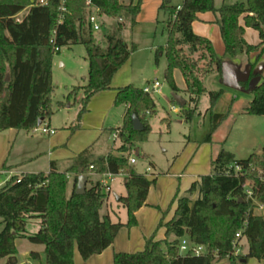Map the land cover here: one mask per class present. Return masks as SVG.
Masks as SVG:
<instances>
[{
  "label": "trees",
  "instance_id": "16d2710c",
  "mask_svg": "<svg viewBox=\"0 0 264 264\" xmlns=\"http://www.w3.org/2000/svg\"><path fill=\"white\" fill-rule=\"evenodd\" d=\"M99 9L100 18L116 20L104 36L105 46L96 42L89 16L87 0H66V11L62 12L61 0H48L41 5L33 0H0V132L9 129L33 130L40 120H49L52 110V70L54 55L63 47L83 45L89 62V79L84 87H75L67 96L69 101L84 90L80 101L79 120L87 112L91 99L98 93L111 89L114 75L136 51L135 46L123 38L128 25L134 26L141 10V2L123 6L119 0H91ZM27 10L22 22L16 17ZM161 10L169 13L166 23L168 43L156 51V64L166 55L168 60L166 79L174 93L180 90L175 84L174 71H181L189 96V104L181 112L185 121L191 122L197 113L201 98L210 99L211 129L206 142L225 119L215 111L224 91L208 92L204 78L219 75L224 80L222 60L215 53L212 42L193 31L198 14L212 12L221 30L226 45V55L236 58L240 54H251L264 50V0H248L234 5L215 7V0H184L179 7L170 6L164 0ZM128 23H125V18ZM243 20L244 24H241ZM61 21V22H60ZM102 22V27L104 28ZM128 24V25H127ZM127 25V26H126ZM247 28L259 32L260 43L250 45L245 41ZM106 30V29H105ZM189 48L187 54L184 47ZM198 55V58H193ZM207 65L201 66V62ZM252 73L238 87L253 94V100L243 109L246 115L264 116V79L251 86L257 78ZM175 104L178 105L173 98ZM195 105L190 108L189 105ZM116 106H127L121 128L108 129L107 137L119 131L123 143L120 152H128L127 145L146 142L152 131L150 117L156 114V104L141 88L130 85L119 89ZM136 114L144 129H133L131 117ZM149 114V116H147ZM91 167H93L91 169ZM239 167L241 170L236 171ZM127 196L120 203L127 209L128 221H112L109 215L100 212L106 202V187L100 182H91L85 194L77 195L79 178L90 173L103 175L123 174ZM264 172V149L262 155L253 154L247 159H236L233 153L221 149L212 160V171L195 182L186 196L178 199L177 209L171 221L162 224L166 239L147 240L143 252L135 254L117 253L114 264H216L228 258L230 264H241L250 258L264 261V214H256V205L247 200L243 190L246 181L254 182L256 200L264 206V183L260 174ZM69 176L74 177L71 195L67 196ZM155 179L150 180L137 172L124 157L110 152L107 156L95 157L89 148L67 163L61 170L53 161L48 173L13 176L0 188V264H18L16 241L27 239L30 243L44 245L46 264H75V250L84 259L101 254L109 248L122 227L137 225L136 213L145 205L147 195ZM198 195L193 201L192 196ZM33 219L41 220L36 234L27 232ZM246 224V225H245ZM242 230L248 243L246 255L234 256L236 234ZM175 240L168 241L170 237ZM188 237L195 245H204L207 253L201 256L182 255L180 239ZM34 259H39L32 252Z\"/></svg>",
  "mask_w": 264,
  "mask_h": 264
},
{
  "label": "rangeland",
  "instance_id": "374dc122",
  "mask_svg": "<svg viewBox=\"0 0 264 264\" xmlns=\"http://www.w3.org/2000/svg\"><path fill=\"white\" fill-rule=\"evenodd\" d=\"M38 2L39 0H33ZM164 0H134L136 4L141 2L144 14L136 21L134 26L126 25L123 35L125 41L129 46H135L136 51L132 54L131 59L126 62L113 77L111 87L119 86V89H124L130 85L137 88H142L146 85H151L156 81L162 84L160 92L152 93L151 96L156 104V114L150 117V125L152 128L146 142H136L132 145H127L128 152H120L123 146L120 138L116 141L112 139V135L108 137V148L115 156L124 157L128 160L136 158L137 164L133 167L140 173L145 174L146 169L150 168L151 172L157 175V181L153 185L149 198L148 206L142 212V217L146 221L151 222V218L158 213L159 221L154 224L153 234L151 238L163 239L165 237L164 227L170 221L176 208L177 198L186 195L188 189L198 177L207 176L212 171V160L216 157L218 151L222 148L228 152L236 155L237 159H247L253 154L262 155L264 149V116L243 115L241 112L243 108L252 100L253 94L249 91L235 92L223 89L220 85L219 79L210 77L204 82L208 91H224L220 102L217 104L215 111L225 115L224 121L212 136L210 143L206 142V138L211 129V114L204 116L205 111L210 108V99L208 95H204L199 103L197 113L191 122H186L182 114V108L173 101V90L170 82L166 79V70L168 60L166 55L159 59V64H156V51L159 48H164L168 43V31L166 23L169 19V13L165 10L159 9ZM123 6H130V0H119ZM248 0H215V7L221 8L224 4L234 5L236 3L247 4ZM183 0H170V6L179 7ZM27 14V10L16 17L17 20L23 19ZM209 25L212 32L218 36V42H215V53L217 57L223 60L226 55V45L221 35L219 25L214 20V13L210 14ZM128 23V18L124 19ZM104 23V28L95 32L96 42H101L105 46L104 36L107 29L115 25L116 20L103 17L99 19V24ZM106 29V30H105ZM185 52L189 53V48L184 47ZM193 58L197 59L198 55ZM248 60L252 61L251 66L254 68L257 64H264V50L253 52L247 56ZM53 63H55L54 75H52L53 96H52V116L53 126L61 129L64 121L71 119L74 124L71 132L75 135L73 144L78 140L79 136H83L80 127L79 114L80 105L76 103L69 109L61 107L60 102L65 99L64 95L67 93L65 86H70L74 80L71 75H79V78L88 76V60L86 49L83 45H75L71 47H63L58 53L54 55ZM65 67L62 68L61 66ZM201 66L207 65L204 61ZM53 73V70H52ZM261 80L264 77L260 76ZM78 78V77H77ZM79 79V80H80ZM174 80L178 89L184 86V77L180 71H174ZM67 95V94H66ZM68 96V95H67ZM84 93L80 94L79 101L83 98ZM76 97H72L69 101L75 102ZM188 104L190 101L187 95ZM195 105H189L193 108ZM178 109V110H176ZM118 111L110 114L108 120V127L120 125L121 119L117 116ZM203 112V114L201 113ZM202 114V115H201ZM201 115V116H200ZM149 116V114H147ZM83 117V116H82ZM82 119V118H81ZM48 122V120H47ZM79 129V131L77 130ZM24 130L22 135L29 136L34 142H48L50 136L42 133L32 134L31 130L26 132ZM59 135L63 130H56ZM90 132V133H87ZM92 130H86L85 134H91ZM116 132V131H115ZM120 133V132H119ZM15 133L10 130L0 132V173L4 171L5 167L18 166V169H25L26 163L23 162L22 153L18 151L17 145L14 147ZM63 134V133H62ZM33 138V139H32ZM28 142V140H27ZM67 151L72 150L71 147L63 149ZM261 151V153H259ZM217 152V153H216ZM259 153V154H258ZM68 159L60 162L61 166H67ZM46 163L48 165L47 157L41 159L37 165L43 167ZM20 167V168H19ZM29 167V166H28ZM24 171V170H23ZM114 178L111 182L112 192L111 201L116 205L114 193L121 192L123 196H127L125 187V171ZM94 173H90L89 176ZM197 177V178H196ZM5 179V176L0 175V182ZM2 187V186H0ZM90 187V186H89ZM198 197L197 194L192 196L193 199ZM119 204V205H118ZM117 206H107L105 213L112 215L113 221L118 222L119 219L125 221L128 217L127 209L121 203ZM115 209L116 212L112 209ZM103 209V208H102ZM104 209L102 211V215ZM261 214L260 211L257 212ZM137 216V222H139ZM1 221V219H0ZM128 221V219H127ZM38 223V222H37ZM127 223V222H126ZM40 226L35 222L29 223L28 232L35 233L37 227ZM2 228H0V232ZM150 238V239H151ZM187 240L188 237H185ZM241 243V242H240ZM244 245L243 253H248V243L246 240L242 241ZM34 244L29 241L19 242L20 259L22 261L29 260L30 251ZM36 245V244H35ZM39 247V245H38ZM77 250H75L76 252ZM4 261H1V264ZM216 264H230L228 258ZM241 264H259L255 258H250L247 262ZM264 264V263H262Z\"/></svg>",
  "mask_w": 264,
  "mask_h": 264
},
{
  "label": "crops",
  "instance_id": "0c3cea01",
  "mask_svg": "<svg viewBox=\"0 0 264 264\" xmlns=\"http://www.w3.org/2000/svg\"><path fill=\"white\" fill-rule=\"evenodd\" d=\"M130 1L133 5L136 4L134 2V0H130ZM161 6H162V4H161ZM161 6L159 7V9H161ZM211 13L212 12L198 14L197 21H195L193 23V31L195 34H197L199 36L208 38L212 42L213 47L215 49V42H218V36L216 35V33L211 31L209 25L207 24L210 20H212V18H210ZM142 14H144V10H142V7H141V10H140V12L136 18V21L140 18V16ZM101 19L103 20V17ZM214 20H216L215 14H214ZM241 24H244L243 20H241ZM123 38H124V35H123ZM244 38H245V41L250 45H258L260 43V40H261L259 32L254 30V29H251V28L246 29ZM99 43L101 44V42H99ZM247 56L248 55L244 54V53L240 54L236 58H232L230 56L225 55L223 57V60H222L223 61L222 62V72H223L224 80L221 81L220 76L215 74V75H210V76L205 77L204 81L207 78L213 77V78L219 79L220 85L223 89L235 91V92H242L243 90H241L238 87V83L247 81L250 78V75L252 73H254V74H257L258 77L252 81L251 86L259 85L262 82V80L260 79L261 78L260 76L264 77V64L262 65L261 63H259L253 68L251 66L252 61L248 60ZM131 57H132V55H131ZM131 57H130V59H131ZM54 64L55 63H53L52 75H54V68H55ZM88 65H89V62H88ZM61 67L64 68L65 66L62 65ZM88 70H89V68H88ZM176 71H179V70H175V72ZM71 77H73L74 80L72 81L70 86H65L66 87L65 90L67 92L66 93L67 95L75 87H84L87 85L88 79H89V71H88V76L82 77L81 79L79 78V75H76V76L71 75ZM182 77H183V75H182ZM112 83H113V79H112ZM112 83H111V85H112ZM144 87H142L141 89H143ZM119 88H120L119 86L111 87L110 90L100 92V93L96 94L91 99V101L88 105L87 112L83 115V117L80 121V126H79L80 127L79 129H82L81 131L83 132L84 135L79 136L78 140L76 142H74V144H73V139H74L75 135H73V134H75V133L71 132V130L74 129L73 128L74 124L72 123L71 119H69L68 121H64L61 125V129H57L56 127L53 126L54 122L52 120V117H51V119L48 120V122L46 120L45 123H47L50 126V128H52L54 130H63V132H62L63 134L61 133V135H59L58 132L54 135H51L49 138V141L46 143L45 142H34V140H31V138H29L28 135L27 136L22 135V132H24V130L9 129L11 133H15L14 134L15 135L14 147H16V145H17L18 151H20L22 153L21 155L23 156L22 157L23 159H21V160H23V162H27L26 163L27 165H26L25 169H23L24 171L22 169H20V170L18 169V166H22L21 164L17 165V166H10V167L6 166L4 171H2L0 173L1 176H5V179L0 182V186L3 187L10 180V178L13 176H20V175L26 174V173H29V174H38L41 172L48 173L50 171L51 162H53V161L59 163L61 170L64 171L66 169V165L61 166L60 162L64 161L65 159H68L69 161L73 160L79 154H81L82 152H84L85 150H87L89 148H93V152H94L95 157L107 156L111 151V150H109L108 143H107V140H108L107 130L108 129L121 128L124 124V117H125V114L127 111V106H125V105L116 106L115 105V99L117 97ZM179 90H180V92L178 93V95L181 98H183L186 101V105H188L187 94L185 93V91L187 90V85H186L185 79H184V86H182L181 89H179ZM207 91H208V89H207ZM208 92H214V91H208ZM81 93H84V90H81L79 92V94L77 95V98L75 99V102H73V103H71L70 101L67 100V95L65 94L64 95L65 99L60 102L61 107L64 109H69V108H71V106L75 105L76 103H79V105H80V101L82 99L79 101V97H80ZM173 94H174V92H173ZM220 100H219V102H220ZM252 100H253V98H252ZM252 100H250L248 102V104ZM80 108H81V105H80ZM114 109L116 111H118L116 113H117V116L120 117L122 123L120 125H115V126H112L109 128L108 127L109 116L114 111ZM176 110H178V109H176ZM208 110L209 109H207L205 111L204 116L212 113ZM201 113L203 114V112H201ZM241 113L243 115H246L243 111ZM79 129H77V130L79 131ZM86 130H92L93 132H91V134H85ZM26 132H28V131H26ZM87 133H90V132H87ZM78 134H80V131ZM27 140H28V142H27ZM68 147H71L72 150L67 151V152H66V150H63V149H68ZM219 152L220 151H218V153ZM218 153H217V155H218ZM259 153H261V151H259ZM234 156L236 157L235 154H234ZM45 157H47V159H48V165H46V163H45L43 165V167L38 166L37 163ZM69 161H67L66 163H68ZM116 176H118V175H116ZM116 176H113L110 178L104 174L98 175V174L94 173V174H91L89 176V178L87 177L86 189L90 186V184L88 183V180L91 182H100L104 186H107L109 188V191L105 190V193L107 194V199H106V202L103 206V209H104L103 215H102L103 209L100 212L101 216L109 215L108 212L105 213L107 206L112 207V205H113L115 208V206H117V204L120 203V199L118 201L117 197H119V198L124 197L121 192L114 193L115 200L117 201V204L116 205L112 204V201L110 198L111 192H112L111 182L114 180V178ZM147 178L150 180L155 179V183L157 181V175L154 173H150ZM200 180H201V178L198 177V180L196 179V181H194L192 183V185L195 182H199ZM73 186H74V177L69 176V182H68V186H67V196L68 197L72 193ZM191 186H190V188H191ZM152 187H153V185L151 186V188L149 190L145 205L136 213V219H137V216L140 217L139 222H137L136 226H134L132 228L122 227L119 230L113 244L109 248H107L105 251H103L101 254L93 255L88 259H84L77 250L75 252V256H74V263L75 264H114V256L117 253L135 254V253L143 252L145 250L147 240H149L152 237L153 228H154L153 226H154V224H156L159 221V218L161 216L158 213H156L155 216H153L151 218V222L146 221V219L144 217H142L143 210L145 208L149 207L148 206L149 205L148 204V198H149V194H150ZM189 189H188V191H189ZM186 195H187V193H186ZM178 199H179V197L177 198V201H178ZM196 199L192 198L193 201H195ZM177 206H178V203L176 202V208L174 210V214H173L172 218L170 219V221L173 219V217L175 215V211L177 209ZM114 208L112 210H114L116 212V210ZM109 216L111 217V219L113 221L112 215L110 214ZM127 219H128V217H127ZM127 219L125 221H122V219H119V221L125 224L127 222ZM31 222H35L36 224L40 225L37 227L35 233H29L28 232L29 224L27 225V228H26L27 232L32 235V234H36L40 230L41 220L33 219L29 223H31ZM0 228L3 229V226L0 225ZM163 229L165 231V237L163 239H159L158 237H156L155 241H163L166 239V229L165 228H163ZM26 240L27 239H18L16 241V246H17V250H18V255H17L18 264H46V252H45V246L44 245H39V247H38V245L34 244L32 247H30L32 249L30 251L29 260L22 261L20 259V257H19V255H20L19 242H24ZM174 240H175V238L172 236L169 238L168 241L172 242ZM243 240H246V239H243ZM242 241L240 243V254H241V250L243 253V249H244V245L242 244ZM32 252L38 253L39 259H34L31 256ZM3 261L4 262H2V264H5L6 259H4ZM258 262H259V264L264 263V261L260 262L259 260H258Z\"/></svg>",
  "mask_w": 264,
  "mask_h": 264
},
{
  "label": "built area",
  "instance_id": "2783aa9c",
  "mask_svg": "<svg viewBox=\"0 0 264 264\" xmlns=\"http://www.w3.org/2000/svg\"><path fill=\"white\" fill-rule=\"evenodd\" d=\"M47 1L48 0H39L38 2H35V3L45 5V4H47ZM65 4H66V0H61V8L60 9L62 10V12L66 11ZM87 6L91 10V14L89 16V23L91 24L94 33L98 32L101 30V25L99 24V19H100L99 9L92 3L91 0H87ZM17 22L18 23L22 22V19L17 20ZM161 89H162V84L159 81H156L151 85H146L143 88V91L147 94H152V93L160 92ZM31 132L33 134L42 133V134L48 135V136L56 134V130L50 128V126L47 123H45V121H43V123L40 126H37L33 130H31ZM112 139L114 141L119 139V131H116L112 134ZM129 163L131 166H135L137 164V159L136 158H130ZM92 168L93 167H91V169ZM240 170L241 169L239 167L236 168L237 172H239ZM150 172H151V169L147 168L146 173L143 175L148 177ZM104 175H106L107 177H110V178L115 176V175H112L110 173H106ZM260 181L264 183V172H262L260 174ZM254 186H255L254 182L246 181L245 184L243 185V190H244V193L246 195L247 200H252L253 203L256 205V210H255L256 214H258L257 212L260 211L261 214H259V215H263L264 214V206L256 200ZM105 187H106V191H109V188L107 186H105ZM242 237H243V233L241 230L236 234L237 242L234 244V251H233L234 256L240 255V240L242 239ZM179 250H180V253L182 255L191 254L193 256H201V255L207 253L208 248L204 245H195V244L191 243L190 239L187 240L184 237V238L180 239Z\"/></svg>",
  "mask_w": 264,
  "mask_h": 264
},
{
  "label": "water",
  "instance_id": "95a60500",
  "mask_svg": "<svg viewBox=\"0 0 264 264\" xmlns=\"http://www.w3.org/2000/svg\"><path fill=\"white\" fill-rule=\"evenodd\" d=\"M173 98L176 100V102L178 103V105L183 108L186 106V101L181 98L178 94L174 93L173 94ZM43 119L40 120L38 122V126H40L43 123ZM131 121H132V125H133V129L137 132H140L144 129L143 123L141 121V119L139 118L138 115L133 114L131 117ZM86 185H87V177L86 176H82L79 178L78 181V185H77V189H76V194L77 195H83L86 192ZM119 197H117V200L119 201Z\"/></svg>",
  "mask_w": 264,
  "mask_h": 264
}]
</instances>
